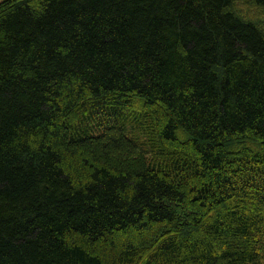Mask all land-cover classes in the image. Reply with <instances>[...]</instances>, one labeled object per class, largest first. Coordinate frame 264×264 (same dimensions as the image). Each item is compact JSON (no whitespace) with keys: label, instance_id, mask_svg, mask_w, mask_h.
Returning <instances> with one entry per match:
<instances>
[{"label":"trees","instance_id":"obj_1","mask_svg":"<svg viewBox=\"0 0 264 264\" xmlns=\"http://www.w3.org/2000/svg\"><path fill=\"white\" fill-rule=\"evenodd\" d=\"M235 1L0 0V264H264V31Z\"/></svg>","mask_w":264,"mask_h":264},{"label":"rangeland","instance_id":"obj_2","mask_svg":"<svg viewBox=\"0 0 264 264\" xmlns=\"http://www.w3.org/2000/svg\"><path fill=\"white\" fill-rule=\"evenodd\" d=\"M231 9L234 12L238 13L242 18H247L256 21L261 26V29L264 31V9L257 7L253 1L236 0L233 6L231 7ZM134 116L135 115H131L128 111L125 112V117H134Z\"/></svg>","mask_w":264,"mask_h":264}]
</instances>
